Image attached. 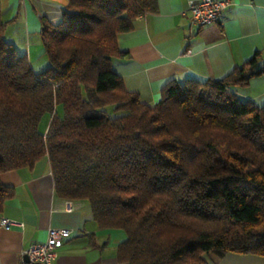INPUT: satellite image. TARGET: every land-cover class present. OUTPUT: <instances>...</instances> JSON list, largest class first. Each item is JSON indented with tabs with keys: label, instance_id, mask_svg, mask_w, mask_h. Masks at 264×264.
Listing matches in <instances>:
<instances>
[{
	"label": "trees",
	"instance_id": "16d2710c",
	"mask_svg": "<svg viewBox=\"0 0 264 264\" xmlns=\"http://www.w3.org/2000/svg\"><path fill=\"white\" fill-rule=\"evenodd\" d=\"M156 1L67 0L59 23L39 16L40 71L6 37L0 6V176L47 156L59 197L125 233L120 262L264 256V105L233 90L264 76V59L256 51L220 80H169L157 103L140 102L112 59L118 34ZM12 195L0 177V210Z\"/></svg>",
	"mask_w": 264,
	"mask_h": 264
},
{
	"label": "crops",
	"instance_id": "0c3cea01",
	"mask_svg": "<svg viewBox=\"0 0 264 264\" xmlns=\"http://www.w3.org/2000/svg\"><path fill=\"white\" fill-rule=\"evenodd\" d=\"M189 1L157 0L156 11L138 15L132 29L117 36L123 55L112 59L113 69L142 103H157L169 80H220L256 51L264 59V0H229L218 21L205 26L190 24L185 13ZM66 2L0 0L6 37L16 49L20 34L40 39L39 16L59 23ZM30 47L28 52L18 51L31 59ZM233 90L242 99L264 105V76L252 77L247 86ZM0 177L13 190L0 217L16 222L10 228L0 226V264H25L22 251L44 241L51 227L71 230L57 246L51 264H129L120 262L116 254L126 238L123 231L99 228L86 200L57 195L47 156L30 169L4 171ZM205 258L209 264H264V256L256 254L210 253Z\"/></svg>",
	"mask_w": 264,
	"mask_h": 264
},
{
	"label": "built area",
	"instance_id": "2783aa9c",
	"mask_svg": "<svg viewBox=\"0 0 264 264\" xmlns=\"http://www.w3.org/2000/svg\"><path fill=\"white\" fill-rule=\"evenodd\" d=\"M228 4L229 0H190L185 13L190 24L205 26L218 21L221 12ZM14 224H16L14 220L0 217L2 227L10 228ZM70 233L71 230L66 228H49L44 241L33 242L22 251L28 257L25 264H51L57 257V246Z\"/></svg>",
	"mask_w": 264,
	"mask_h": 264
},
{
	"label": "rangeland",
	"instance_id": "374dc122",
	"mask_svg": "<svg viewBox=\"0 0 264 264\" xmlns=\"http://www.w3.org/2000/svg\"><path fill=\"white\" fill-rule=\"evenodd\" d=\"M21 36L23 37L22 34H20V37L18 36V38L20 39V42L18 40V42L16 44L17 50L28 52L29 45H30L31 46L30 47V50H31L30 61L32 63L33 69L35 71H40V70L44 69L45 67H47L49 65V60L47 58V55H45V53L43 52V48H42L41 41H40L39 37L38 36L36 37L34 35H29V36H27V37L25 36V38L23 37V39H21ZM27 41H28V43H26ZM22 43H24L25 46ZM57 111H58V114L61 115L60 107L57 109ZM106 111L111 116L122 115L123 113H125L122 110L115 111L108 106L106 107ZM48 121H49V114L46 113L42 116V118L40 120V124H39V130L40 131L45 132V130L47 128ZM211 255H214V254H211Z\"/></svg>",
	"mask_w": 264,
	"mask_h": 264
},
{
	"label": "water",
	"instance_id": "95a60500",
	"mask_svg": "<svg viewBox=\"0 0 264 264\" xmlns=\"http://www.w3.org/2000/svg\"><path fill=\"white\" fill-rule=\"evenodd\" d=\"M26 256V255H25ZM27 257V256H26ZM28 261V257H27V259H26V262Z\"/></svg>",
	"mask_w": 264,
	"mask_h": 264
}]
</instances>
